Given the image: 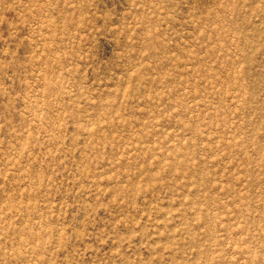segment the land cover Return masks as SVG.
<instances>
[{
	"label": "rangeland",
	"instance_id": "rangeland-1",
	"mask_svg": "<svg viewBox=\"0 0 264 264\" xmlns=\"http://www.w3.org/2000/svg\"><path fill=\"white\" fill-rule=\"evenodd\" d=\"M0 264H264V0H0Z\"/></svg>",
	"mask_w": 264,
	"mask_h": 264
}]
</instances>
